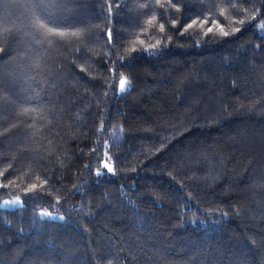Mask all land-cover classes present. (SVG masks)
Instances as JSON below:
<instances>
[{"label": "trees", "instance_id": "16d2710c", "mask_svg": "<svg viewBox=\"0 0 264 264\" xmlns=\"http://www.w3.org/2000/svg\"><path fill=\"white\" fill-rule=\"evenodd\" d=\"M167 4L0 0V264H264V0Z\"/></svg>", "mask_w": 264, "mask_h": 264}, {"label": "snow or ice", "instance_id": "6c2138e0", "mask_svg": "<svg viewBox=\"0 0 264 264\" xmlns=\"http://www.w3.org/2000/svg\"><path fill=\"white\" fill-rule=\"evenodd\" d=\"M42 2L44 3V0H42ZM59 2H62V0H59ZM228 3H231V0H227ZM179 3V0H168V4L167 7H170L172 9H174L175 11L179 12L180 9L177 7V4ZM164 6V5H161ZM215 6V5H213ZM232 7H235V5H232ZM207 12L210 13L209 14H205L204 11L198 13L196 15L195 18H190V22L186 23L183 27H182V31H181V35L184 34V32L188 31L189 29H199L202 30L204 35H208V34H219L222 35L224 37H227L230 35L229 31H227L225 29L224 24H222L220 22V20L218 19V16L222 17L225 15L224 11L221 10L218 15L216 12L211 11V8L206 10ZM111 12V8L109 6V13ZM252 20L256 19V16L253 15L251 17ZM157 20V17L155 15L151 16V18H149L147 20V25H153L154 22ZM238 22L240 24H243L245 21L243 19L239 20V21H234ZM178 23V20L176 18H173L171 20V27L175 28L176 25ZM36 27L39 31H44L46 33V35H51V34H55V35H59V36H64L66 35L63 32H59V33H54L52 29H48L45 27V25L43 23H41L39 20H37L36 22ZM259 28L261 30H264V24H260ZM236 32L240 31V28H236L235 29ZM159 32L160 33H164L165 32V25L163 23L159 24ZM142 34H146L142 33ZM72 35H76L75 33H73ZM107 37L109 40V43L111 42V37H112V33H111V29L108 30L107 32ZM40 43H43L44 41H39ZM145 41L143 39H140L139 37L137 38V40L134 42V44H139V45H144ZM161 43V41L158 39L156 41V44H150L147 48H144L143 51L146 52L149 55L154 54L155 49H157V46ZM132 52H136L137 48L135 46H133L131 48ZM114 71V70H112ZM126 86L130 87V84L127 80L126 77H122L119 80V91L121 93L126 91ZM107 156V153L105 154ZM110 159V158H109ZM101 169H104L107 171V173H113L114 172V167L111 163L108 162V160L106 159L104 162H102L101 164V168L97 169L96 171V175H102L103 172L101 171ZM7 171V170H5ZM12 175L11 172L8 173V177H10ZM0 177H4L5 179H7V177H5V173L4 172H0ZM39 179V178H37ZM12 182L9 181V183H0V189L2 188H7L10 186ZM47 183V181H44L43 183H31L26 189H25V196H27V194L29 192H37L38 189H41L44 187V185ZM7 206H19V207H23V202L21 200L20 196H16L14 199H10V200H5L2 203H0V208L3 207H7ZM40 217L43 219L45 217L54 220V221H59V222H63L64 221V217L62 216H53L52 213L50 212H46V211H42L39 213Z\"/></svg>", "mask_w": 264, "mask_h": 264}, {"label": "rangeland", "instance_id": "374dc122", "mask_svg": "<svg viewBox=\"0 0 264 264\" xmlns=\"http://www.w3.org/2000/svg\"><path fill=\"white\" fill-rule=\"evenodd\" d=\"M15 197H9V198H5V199H3V200H1V202L0 203H2L3 201H5V200H10V199H14ZM16 208H21V207H19V206H7V207H3L2 209H16ZM40 212H42V211H40ZM39 212V213H40ZM46 212H48V211H46ZM52 215L53 216H60V215H58V214H56V213H52ZM45 219H49V218H47V217H45ZM51 220V219H50Z\"/></svg>", "mask_w": 264, "mask_h": 264}]
</instances>
